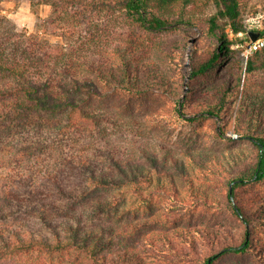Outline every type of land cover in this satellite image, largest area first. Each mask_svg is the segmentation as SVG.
Here are the masks:
<instances>
[{
  "label": "trees",
  "instance_id": "trees-1",
  "mask_svg": "<svg viewBox=\"0 0 264 264\" xmlns=\"http://www.w3.org/2000/svg\"><path fill=\"white\" fill-rule=\"evenodd\" d=\"M0 1H28L34 12L42 5L50 8L47 17L36 15L34 33L0 15V264H153L149 262L153 251L117 246L123 234L114 225L106 226L104 219L132 194L149 202L152 195H144L143 189L155 180L158 192L167 191L162 182L169 180L170 195L179 200L169 172L174 159L158 160L148 149L133 147L136 142L130 150L115 145L112 138L122 133L126 122L120 120L121 106L105 105L103 97L107 90L134 96L171 92L155 84L160 70L151 53L163 52L164 45L150 35L171 31L177 24L199 23L203 17L194 10L198 0ZM216 4L220 8L207 18L205 34L215 36L219 46L205 58L197 56L193 77L211 75L220 60L227 63L230 42L220 19L234 33L245 32L236 0ZM259 33L264 35V29ZM46 34L61 41L52 43ZM263 51L250 56L245 74L254 71L255 59ZM224 75L229 86L216 80L189 106L192 92L176 105L189 115L225 117L238 137L256 147L252 172L228 181L233 200L234 190L246 179L264 178V95L245 88L241 98L247 95V104H240L232 117L227 105L247 79L238 71ZM127 116L135 119L131 111ZM127 126L129 132L138 129L129 121ZM171 165L180 170L179 164ZM185 182L193 198L207 199L195 191L192 178ZM253 206L237 205V214L250 222ZM164 236L176 257L198 264L244 254L251 244L246 234L238 243L211 229L193 228L182 234L186 246L176 250L175 242ZM149 241L151 248H158L153 239ZM260 258L264 259L263 252Z\"/></svg>",
  "mask_w": 264,
  "mask_h": 264
},
{
  "label": "rangeland",
  "instance_id": "rangeland-1",
  "mask_svg": "<svg viewBox=\"0 0 264 264\" xmlns=\"http://www.w3.org/2000/svg\"><path fill=\"white\" fill-rule=\"evenodd\" d=\"M236 2L243 30L258 24L259 31L264 29V0ZM198 5L199 8L194 10L203 18L201 17V21L196 25L177 24L171 31L150 35L164 45L163 52L153 49L151 53L160 70V75H156L155 84L159 87L163 85L161 88L169 87L171 92L134 96L119 90H107L103 97L105 105L121 106L120 120L126 122L122 133L112 138L115 145L130 150L136 142L133 147L148 149L158 160H162L163 156L174 159L169 162V172H172L179 200L176 201L170 195L173 193L169 180L164 179L162 182L165 183L167 191L159 192L155 180L152 185L143 189L144 195H152L149 202H145L142 196L129 193V199L125 200L115 214L105 218L104 224L110 227L114 225L123 234L122 239L116 243L121 249L132 246L139 250L145 248L153 251L149 258V262L153 264H198L193 260L176 257L163 241L166 234L175 242L176 250H180L179 247L186 246L181 239L182 234L187 235L193 228H208L217 232L220 238L229 236L231 241L238 243L245 234L251 238L248 252L225 255L216 264H264V259L260 258L261 252L264 253V178L255 180L250 177L234 190L233 200L228 195V181L231 178L244 171L252 172L257 159L256 147L249 140L238 137L233 122H226L225 117L216 120L206 116L189 115L185 109L176 105V100L178 104H182L184 96L192 92L194 95L189 101V106L216 80H222L229 86L230 82L226 81L224 74L238 71L242 73V78L246 76L247 85L244 86L242 80L238 94L229 100L227 107L234 117L238 106L247 104L248 96L241 98L245 88L256 95H264V51L255 59L254 71L245 74L248 60L255 51H249V39L244 31L236 34L230 25L224 26V19H220L230 42L227 63L220 60L216 62L211 75L193 77L197 56L202 55L205 58L219 46L218 39L213 35H206L205 30L209 26L207 18L217 14L220 7L217 6L216 0H198ZM49 10V6L42 5L34 12L28 1H0V15L8 17L18 29L29 33L35 32L36 15L47 17ZM45 38L52 43L61 41L59 37L48 34ZM197 49H200V52ZM178 109H182L181 115ZM130 111L135 114L134 120L127 116ZM128 121L138 129L129 132ZM139 162L150 166L154 174L158 173L144 158H140ZM156 162L161 167L162 162ZM174 162L180 165V170L171 165ZM187 178H192L195 191L207 196L205 201L195 199L189 194L185 182ZM251 203L255 205L254 213H249L248 216L252 219L246 222L245 216L243 218L241 214H237V205ZM246 211L249 212L248 209ZM130 222L132 223L129 224ZM149 239L154 240L157 249L154 246L151 248ZM198 244L205 248L203 243ZM155 253L164 254L162 256L166 257L159 259Z\"/></svg>",
  "mask_w": 264,
  "mask_h": 264
},
{
  "label": "built area",
  "instance_id": "built-area-1",
  "mask_svg": "<svg viewBox=\"0 0 264 264\" xmlns=\"http://www.w3.org/2000/svg\"><path fill=\"white\" fill-rule=\"evenodd\" d=\"M259 27H260V24H258L256 26H250V27H247L245 29L244 33H245L246 37L249 39L248 48H249L250 52H254V51H257L261 48H264V36L260 35V37L255 42H251V40L249 38V32L250 31L259 32Z\"/></svg>",
  "mask_w": 264,
  "mask_h": 264
},
{
  "label": "water",
  "instance_id": "water-1",
  "mask_svg": "<svg viewBox=\"0 0 264 264\" xmlns=\"http://www.w3.org/2000/svg\"><path fill=\"white\" fill-rule=\"evenodd\" d=\"M259 37H260L259 32H254V31L249 32V38H250L251 42H255Z\"/></svg>",
  "mask_w": 264,
  "mask_h": 264
}]
</instances>
